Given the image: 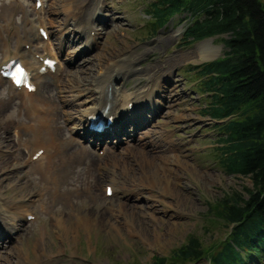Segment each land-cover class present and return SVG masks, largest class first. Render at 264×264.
<instances>
[{
    "label": "rangeland",
    "instance_id": "1",
    "mask_svg": "<svg viewBox=\"0 0 264 264\" xmlns=\"http://www.w3.org/2000/svg\"><path fill=\"white\" fill-rule=\"evenodd\" d=\"M43 1L45 3L44 14L42 17H37L31 10L32 1L18 0L15 4V0H0V25L8 17L13 29L18 31L20 37L27 35L31 28L29 22L25 20L27 17L32 22V30L34 26L39 25V22L47 26L46 30H54L52 25L47 23L48 20H56V22L62 23L63 18L70 22L64 30L73 29L71 24L74 20L65 18L66 14L62 10L64 0ZM85 1L88 2V0ZM91 2L89 11L90 13L94 12L90 21V26L93 29L91 35L96 33L97 39L91 42L92 47L84 48L79 55L74 56V58H80L81 66L79 64L71 67L64 64L67 58L66 54L70 49H76L79 43L77 41L71 43L69 38V45L64 50L63 57L60 56L61 63L63 62L66 66L62 64L65 69L64 72L89 77V73L95 75L98 70L106 66L108 61L118 59L121 61L126 58L129 59L127 64L138 71V74L126 76L127 80L124 83L128 89L127 92H135L137 89L146 87L147 83L150 82L147 78L151 74H156L158 78H161L162 87L156 89L158 93L162 91L160 96L168 98L169 96L164 94L163 87H171L169 95H174L175 101L167 104L171 107L164 108L162 115L151 116V114L145 113L148 116L146 120L148 119L151 123L148 127L140 130H143V133L147 132L146 138L141 137L143 140L140 139V142L148 140L151 133L153 137L162 135L164 140L175 148L170 149L171 152H169L166 151L167 147L164 149L166 145L163 144V150L157 151L156 154H177L184 161H187L191 168L197 170V173H203L198 178L199 180L194 179L195 174L192 176L193 178H189L188 174L182 180L187 187L183 190L175 188L176 191H181L182 197L192 199L194 205L191 207L192 209H185L183 214L170 219L174 213L173 209L169 208L171 206L169 203V206L165 205V201L168 202L169 200H162L161 204L160 202H157L159 205L156 203V207L163 213H158L156 216L157 219L168 221L167 224L156 223L154 226L148 224L149 226L144 232L140 231L136 235H118L112 232L110 224L101 221L96 213V210L103 211V206L109 201L115 203L117 197L114 196L111 200L105 197L103 195V183L101 186H99L100 183L97 186V189L100 190H96V187L92 186V180L101 166H96L95 163L87 170L86 164L82 163L81 160L79 161L77 155L66 157L65 160L67 161L59 167L63 180L61 179V183H59L60 188L57 190L53 201V194L49 191V176L43 175L41 171L35 168L33 169L32 164L26 163L30 153L38 147L32 142V136L29 132L32 124L29 111L21 105L18 98L9 99L8 84L0 85V138L8 136L13 141H10L11 145L6 147L7 149L4 146L3 150L0 151V158L4 160L11 158L10 162L4 166L1 165L0 159V195H2V199L9 198L8 200H11V198L18 199L24 196L26 191H36L39 194L29 206V211L35 220L22 221L19 236L16 237L15 235L13 241L4 240V248H0V254L13 262L25 259L28 251L29 255H32L31 252L36 239L42 237L46 241V246L43 247L44 254L55 255L54 261L50 264H153L154 259H169L175 251L185 246L189 239H196L204 257L197 261L180 264H209V257L212 252L218 249L230 234V228L224 222L223 216L217 215V211L213 210L215 209L214 205L219 206L223 204L224 198H232L236 194L247 199L245 189H252L253 187L249 178L228 175L222 169L216 151V148L219 147L217 142L219 138L217 126L219 124L208 116H203V112L209 104V97L196 86L198 81L196 75L189 70L196 65L222 57L224 46L220 39H225L227 35L206 38L185 46L181 43L182 34L186 25L189 24V16L185 13L171 18L154 35L151 31L153 19L146 12L151 0H91ZM10 5L14 9L9 10ZM48 5H50L48 8L55 7L59 10L56 12L57 15H51L55 14L52 12L49 13ZM99 6L101 7L98 9ZM84 9L85 7H83L78 18L85 22L87 16L84 15L89 11L85 12ZM52 24L55 25L53 21ZM49 25L52 28H49ZM8 36L10 38L9 44L13 42L10 46L11 49H15L14 35L10 33ZM54 39L53 35L51 36L52 41L48 42H55ZM72 39L76 40V37L73 36ZM208 39H212L213 46L219 48L220 51L215 59L200 61L196 57L195 48ZM29 44L36 47L35 50H32L33 53L40 56L47 54V51L41 48L40 40L31 39ZM9 55L11 54L9 53ZM2 56L4 58L0 49V64L3 63ZM70 74L64 73L63 77L59 78L64 80ZM120 84L123 85V82L121 81ZM59 94V92L54 91L53 96L56 97V100H58ZM160 96L157 97L164 100ZM159 98L155 100H160ZM72 106L75 107V105ZM26 121L30 125H26ZM72 124L73 121H62V126L66 129L64 139L75 138L68 130ZM21 125L25 126L27 132H22L17 143L16 136L20 129L22 130ZM16 130L17 132H15ZM130 142L128 144L126 141L122 142V145L116 147V153L127 152L128 147L135 144L134 141ZM150 142L151 140L148 143ZM12 146L15 147L12 148ZM82 146L90 151L93 149L83 144ZM106 147L104 145L100 150L105 151ZM93 151L97 154L96 149ZM18 154L19 156H17ZM14 164L18 166L12 167ZM3 167L6 169L2 170ZM118 175L121 181L122 171ZM136 203L140 205L143 201L139 200ZM49 206L50 208L46 209ZM211 206L212 210H210ZM57 208H60L63 211V216L67 218L68 212L78 210L77 213L93 220L97 219V222L92 223V228H94L89 231L79 229L74 238L70 231L62 241L56 234L58 228L54 224L55 209ZM169 222L173 226H170ZM68 237H70V243L66 241ZM260 254L262 255L244 252L243 257L246 261L249 258L248 264H264V250L261 249ZM42 256L43 254L40 253L39 257Z\"/></svg>",
    "mask_w": 264,
    "mask_h": 264
},
{
    "label": "bare ground",
    "instance_id": "2",
    "mask_svg": "<svg viewBox=\"0 0 264 264\" xmlns=\"http://www.w3.org/2000/svg\"><path fill=\"white\" fill-rule=\"evenodd\" d=\"M35 3L36 1H34V4ZM91 4V0H88V2L85 0H64L62 10L66 14L65 18H72L75 21L72 32L73 36L76 37L75 41L79 43L78 47H80L78 51L75 49H70L68 51L66 54L67 58L64 62L66 66L69 65L72 67L71 63L75 66L79 65L80 58H74L73 55L75 54V56H77L84 46H91V42L97 39L96 33H94L93 36L91 35L93 29L90 26V21L93 18L92 15H94V12L90 13L89 11ZM83 7H85V12L89 11V13L84 16L90 18L88 19L86 17L85 22L81 20V18H78L83 11ZM42 8L43 6L41 4L39 10ZM57 11H59L57 8H51L49 12L57 14ZM34 13H38V11L35 10ZM8 21L9 18L7 17L3 23ZM66 22L65 20L63 23ZM47 23L52 25V20H48ZM40 28L48 34L43 26L39 25L38 29ZM56 33V30L50 33L55 36V47L50 44L51 42L45 43L42 38H40L42 43L41 48L48 52H46L47 55L44 56L41 61H39V58H35V55L30 57L33 52L32 47L30 48L29 46L28 49L25 48V44H29L28 42H31V38L39 40L37 35H32V23L28 34L23 36L25 40L19 41L16 44L14 55H9L10 52L8 50L3 54L5 59L3 64L10 59L18 58L26 66L35 86L34 92L28 93L24 89H17L0 75V85H9V99L13 97L20 99L21 103L24 104L23 106L29 111L32 123L29 132L32 136V142L37 144L38 147L30 153L26 163L32 162V157L38 151H42L41 155L32 162L31 166L33 169L35 168L41 171L43 175L49 176V191L53 194L52 200H55L54 196L60 188L59 183H61L60 181L63 177L59 171V167L67 161L65 160L66 157L77 155L79 161L81 160L82 163L86 164L85 167L87 170L95 163L97 164L96 166H101L91 183L93 187H96V190H100L97 189V186L99 183V186L103 183V195L106 197V187H112L113 192L108 199L111 200L112 197H117L115 203L107 200L109 202L103 206L104 210H96V213L101 221L109 223L112 232L118 235H136L140 231L144 232L145 229L148 228V224H152L151 226H154L156 223L167 224L168 221L160 220V218L157 219L156 216L158 213H163L162 210L156 207V203L160 202L161 204L163 202L162 200H169L168 202L165 201V205H171L169 208L173 209L174 213L173 216H170V219L179 214H183L185 209L193 207L194 204L192 203V199L182 197L181 191H176L175 188L183 190L187 187L186 183L182 182V180L188 174L189 178L195 174L196 176L194 179L199 180L198 178H200L203 173H197V170L191 168L188 162L184 161L177 154H156L157 151L163 150V144L166 145L164 149L167 147L166 151L171 152V150L175 148L172 144H168L162 135L153 137L150 132L151 136L148 140L140 142V139H145L147 134V132L143 133L144 131L140 130L144 127H148L151 123L148 119L144 120V113L148 111L153 115L164 114L163 109L171 107L167 104L175 101V96L169 95L171 87H163L164 94H167L169 96L168 98L160 96L162 91L158 93L156 89L162 87L161 78H158L156 74H151L147 78L150 82L147 83L146 87L137 89L135 92H127L128 89L125 87L127 80L126 76L138 74V71L137 69H133L130 64H127V60L129 59L126 58L121 61L120 59L108 61L106 66L98 70L95 75L89 73V77H82L72 73L76 77H66L63 81L59 82L57 75L62 73V66L64 64L63 62V65L61 64L58 57L63 55L64 49H66L69 43L65 41V32L59 35H56ZM0 36L3 41L8 39V37L4 35V30L1 26ZM8 41L9 40H7V42ZM1 48H5V42H3ZM195 49L197 52L196 57L200 61L215 59L220 51L219 48L213 46L212 39L201 42ZM27 57H29L30 60ZM45 58L56 62L55 70L53 72L47 71L45 74H39V70L43 66L42 61ZM44 79H48V81H43ZM121 81L123 85L120 84ZM54 91L59 92V96L61 95L60 98L58 96V100L53 96ZM158 95L164 98L165 101L157 97ZM158 98L160 100H155ZM72 105H75V107ZM98 111L107 112V115L113 118L114 125L110 131L99 135H93L94 139H92L89 138L92 136H87V133L82 131V123L85 124L88 117ZM62 121H75L72 126L68 127L69 132L72 133L75 138L64 139L66 129L62 126ZM15 132H17V130ZM22 132L23 130L20 129L16 136L17 143L19 142ZM121 136H123L122 139ZM149 140H151L150 143H148ZM10 141L11 138L8 136L6 138H0V151L3 150L4 146L5 149H7L6 147H9L11 142H13ZM124 141H126L127 144L129 141H134L135 144L128 147L129 150L123 154L120 152L116 153V147L122 145ZM85 142H88L93 149H97L103 145H107V147L103 154H95L93 149L90 151L82 146ZM14 147L15 146H12V148ZM17 156H19V154ZM0 159L2 161V166L6 165L11 160V158H7L9 160ZM17 166V164L12 165V167L15 168ZM4 169L6 168L3 167L2 170ZM120 171H122L121 181L118 175ZM144 190L147 192L145 193ZM26 192L24 196L18 199L11 198V200H8L9 198L2 199V195H0V248H4L5 238H9V240L12 241L15 238V234L16 237L19 236L18 234L21 232V222H24L27 216L32 215L29 211L30 207L28 204L39 194L36 191ZM139 200L143 201V203L137 205L136 201ZM49 208L50 206L46 209ZM70 212H68L67 218L63 216V211L60 210V208L55 209L56 219L54 220V224L55 227L58 228V233L60 232V234H56L62 241L63 238H66L65 235L69 234L70 231V233H73L72 237L74 238L77 236L79 229L89 231L93 226L92 223L97 222V219L93 220L77 213L78 210L76 212ZM169 225L173 226L170 222ZM69 238L70 237H68L66 241L70 243ZM44 246H46V241L42 237L37 238L34 248L32 249L33 251L31 252L32 255H29L28 251L25 259L23 258L13 262L0 254V264H50L54 261L55 255L44 254ZM40 253L43 254L42 257H39Z\"/></svg>",
    "mask_w": 264,
    "mask_h": 264
},
{
    "label": "trees",
    "instance_id": "3",
    "mask_svg": "<svg viewBox=\"0 0 264 264\" xmlns=\"http://www.w3.org/2000/svg\"><path fill=\"white\" fill-rule=\"evenodd\" d=\"M146 9L154 35L174 16L187 14L189 24L181 37L185 46L227 35L220 39L222 57L189 70L209 97L203 116L219 124L216 151L222 169L249 178L253 186L245 189L247 199L236 194L214 205L230 234L209 264H248L244 252L262 255L264 250V0H151ZM203 257L197 240L189 239L169 259H154L153 264Z\"/></svg>",
    "mask_w": 264,
    "mask_h": 264
},
{
    "label": "snow or ice",
    "instance_id": "4",
    "mask_svg": "<svg viewBox=\"0 0 264 264\" xmlns=\"http://www.w3.org/2000/svg\"><path fill=\"white\" fill-rule=\"evenodd\" d=\"M17 71H20V69H17ZM17 82H19V81H17Z\"/></svg>",
    "mask_w": 264,
    "mask_h": 264
}]
</instances>
